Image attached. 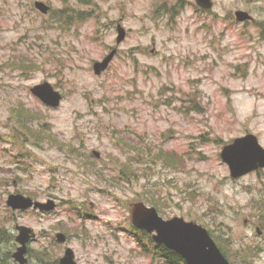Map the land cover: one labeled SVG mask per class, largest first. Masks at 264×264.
I'll use <instances>...</instances> for the list:
<instances>
[{
  "label": "rangeland",
  "instance_id": "obj_1",
  "mask_svg": "<svg viewBox=\"0 0 264 264\" xmlns=\"http://www.w3.org/2000/svg\"><path fill=\"white\" fill-rule=\"evenodd\" d=\"M35 1L0 0V264H20L17 225L36 233L27 264H54L67 247L79 264H186L134 227L132 205L146 199L164 219L204 226L232 264H264V169L234 179L221 157L249 133L264 147V0L209 11L195 0H41L48 14ZM44 82L59 107L31 92ZM160 150L185 165L164 166ZM12 193L57 207L13 210Z\"/></svg>",
  "mask_w": 264,
  "mask_h": 264
},
{
  "label": "water",
  "instance_id": "obj_2",
  "mask_svg": "<svg viewBox=\"0 0 264 264\" xmlns=\"http://www.w3.org/2000/svg\"><path fill=\"white\" fill-rule=\"evenodd\" d=\"M199 7L212 9L213 0H196ZM35 7L43 14H48L51 6L46 2L37 0ZM237 21H252L254 17L245 10L235 12ZM117 43H122L126 38V29L121 23L117 27ZM118 49H113L102 61H96L93 65L94 72L101 75L105 72ZM31 92L44 104L57 108L60 106L63 95L51 83L44 82L31 88ZM96 156L100 153L94 151ZM222 160L228 165L231 177L241 178L259 169H264V147L261 145L257 135L249 133L236 138L233 143L226 145L221 153ZM7 205L13 210H40L51 212L56 209L57 203L53 199L46 202L34 200L32 197L21 193H12L8 196ZM131 219L133 225L139 229L153 234V239L164 245L166 248L180 254L186 264H232L219 248L209 231L194 221H186L183 217H173L164 219L157 208L144 202H135L131 209ZM18 234L16 241L19 246L13 253V258L20 264H27L28 244L36 236L33 228L26 225H17ZM258 235L263 231L256 227ZM58 241L65 243L67 235L57 234ZM60 264H78L76 255L71 247H68L64 256L60 259Z\"/></svg>",
  "mask_w": 264,
  "mask_h": 264
},
{
  "label": "trees",
  "instance_id": "obj_3",
  "mask_svg": "<svg viewBox=\"0 0 264 264\" xmlns=\"http://www.w3.org/2000/svg\"><path fill=\"white\" fill-rule=\"evenodd\" d=\"M174 9H175V7H174ZM264 30V29H263ZM264 32V31H263ZM17 109V110H16ZM14 112H17L19 115H20V112L23 110V112H25V110L23 109V107L22 108H16V107H13V109H12ZM133 149H135V150H137V151H140V154H142V156L144 155V150L143 149H141V147H138V146H131ZM150 153V152H149ZM157 159H159L160 160V162H162L163 163V165L164 166H166V167H168V168H170V167H173V168H180L181 166H183V165H185V160H183L181 157H179V156H177V155H174L173 153H170V152H166V151H162V150H160L159 151V153L158 154H156V156H155ZM125 165H127V166H125ZM128 166H129V169L128 170H133V166L131 165V163H125V164H123V168L124 167H127L128 168ZM126 172H128V171H126ZM123 169L121 170V172H120V175H122V176H124V174L126 173ZM134 178V177H133ZM128 180L129 181H132L133 179H132V176L131 177H128ZM154 199V198H153ZM146 202H148V203H150L151 204V206H154V207H159L160 206V204L157 202V201H155V199L154 200H152V199H146ZM262 203V205L261 206H259L257 209H259V211H260V216H259V218L261 219V220H263V217H264V201H262L261 202ZM157 209H159V208H157ZM261 223H262V225H264V221H261ZM145 234V233H144ZM152 242V241H151ZM153 243V242H152ZM155 251L157 252V253H159L160 255H162V254H165V256L166 257H174L175 258V260L176 261H178V262H181L183 259H182V257L180 256V255H178V254H176V253H174V252H172V251H169L168 249H166V247L165 246H163V245H155ZM244 249H248V247H244ZM225 254V253H224ZM225 256H226V254H225ZM227 257V256H226ZM175 263V262H174ZM54 264H58V261L56 260L55 262H54Z\"/></svg>",
  "mask_w": 264,
  "mask_h": 264
},
{
  "label": "flooded vegetation",
  "instance_id": "obj_4",
  "mask_svg": "<svg viewBox=\"0 0 264 264\" xmlns=\"http://www.w3.org/2000/svg\"><path fill=\"white\" fill-rule=\"evenodd\" d=\"M57 234H58V233H57ZM57 234H56V239L58 240V238H57ZM59 242H60V241H59ZM66 242H67V241H66ZM66 242H65V243H66ZM29 243H30V242H29ZM61 243H62V242H61ZM67 248H68V247H67ZM67 248H66V249H67ZM65 251H66V250H65ZM28 252H29V244H28ZM62 257H63V256H62ZM62 257H61V258H62ZM61 258L58 259V263H59V264H60V259H61Z\"/></svg>",
  "mask_w": 264,
  "mask_h": 264
}]
</instances>
